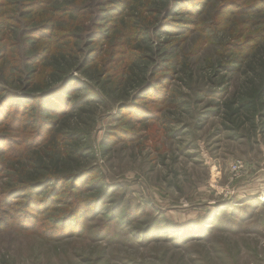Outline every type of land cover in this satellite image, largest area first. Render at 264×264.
Masks as SVG:
<instances>
[{
    "label": "rangeland",
    "instance_id": "rangeland-1",
    "mask_svg": "<svg viewBox=\"0 0 264 264\" xmlns=\"http://www.w3.org/2000/svg\"><path fill=\"white\" fill-rule=\"evenodd\" d=\"M256 1L205 0L199 11L200 25L186 36H163L158 21L164 16L152 21L153 46L159 43L167 48L175 43L172 56L177 58L176 68L163 78L164 100L158 102L152 93L153 99L142 101L157 119L145 116L141 122L124 125L116 115L128 100L117 103L112 93L84 112L74 110L57 119L62 129L88 132L90 149L73 164L91 173L80 187L66 183L57 188L53 201L57 210L32 211L41 224L38 230L17 226L14 217L31 194L15 190L8 168L13 152L19 150L26 156L34 148L35 112L30 104L18 116L17 109L4 110L1 120L9 122V127L0 125V134L8 139V148L0 150V221L6 224H0V264H264V109L252 126L243 118V110L237 117L238 128L223 117V103L257 84L264 70V39L257 40L264 36V3L258 4L257 12L238 11ZM10 2L0 0V62L13 66L25 61L20 36H32L27 28L33 23L28 19L36 12L19 14ZM230 4L233 9H228ZM91 23L90 16L83 24L88 28ZM224 46L248 51L230 52ZM183 60L188 68L182 67ZM153 68L149 66V73ZM71 74L81 79L78 70ZM195 88L203 96L200 100ZM125 126L133 137L120 133ZM19 154L14 153L16 160ZM104 187L112 190L101 203L102 209L83 220L79 236L48 238L45 230L53 218L71 212L74 201L88 202ZM41 194H32L34 202L43 198ZM115 204H120L119 210L110 220ZM220 209L228 214L233 209L239 212L224 228H214L201 239L190 241L187 231L180 243L174 239L182 232L174 237L168 231L146 242L134 237L153 219L169 222L166 228L172 230L194 225L201 218L211 226L219 220L208 218ZM109 220L112 225L107 228ZM105 228V235L98 239L97 233Z\"/></svg>",
    "mask_w": 264,
    "mask_h": 264
},
{
    "label": "trees",
    "instance_id": "trees-1",
    "mask_svg": "<svg viewBox=\"0 0 264 264\" xmlns=\"http://www.w3.org/2000/svg\"><path fill=\"white\" fill-rule=\"evenodd\" d=\"M203 1L205 0H163L157 4L152 0H53V3L51 0H11L10 4L19 14L25 15L33 10L36 12L35 17L31 15V19H28V23H33L27 28L32 36H20L25 49V61L19 65L12 64L13 66L0 62V70L3 66L0 82L4 85L0 84V125L9 127V122L1 120L4 110L7 113L9 109H17L15 115L18 116L30 104V110L35 112L32 123L36 125L37 131L30 154L22 156L19 150L13 152L14 158L8 166L11 169L10 180L17 188L15 190L23 193L22 195L31 194L28 195L26 204L20 205L24 206L22 212L14 217L18 221L17 226L38 230L41 224L33 212L57 210L53 204L58 195L55 193L57 188L66 183L71 188L80 187L85 176L91 173L73 164V161L90 149L88 132L62 129V121L57 122L58 118L74 110L84 112L91 103H99L111 93L117 95V103L128 100L119 106L116 115L124 125L141 122L145 116L158 118L146 109L142 101L153 99L152 93L159 99L158 102L164 100L166 86L163 85V78L168 77L167 71L176 68L177 58L172 56L175 43L167 48L159 43L158 47L153 46L152 21L164 16L158 21V29L160 28L163 36H186L192 32L193 27L200 25L198 16ZM259 3H264V0H257L255 4L244 8L239 7L238 11L257 12ZM232 7L230 4L228 9ZM90 16L92 23L87 28L83 23ZM259 38L264 39V36L257 37V40ZM235 47L237 46H224L230 52L244 49L248 51L247 48ZM79 55L80 58H77ZM185 62L183 60L182 67L188 68ZM226 65L229 63L226 62ZM149 66L154 67L150 73ZM74 70L79 71L81 79L71 77ZM34 77H38V80ZM158 84L162 89L157 87ZM131 93L135 95L132 100ZM194 95L199 100L203 97L197 88L194 89ZM263 98L264 70L260 72L257 84L246 88L242 94L232 95L223 103L224 119L238 128L240 122L237 117L243 110V118L252 126L254 118L262 115ZM124 115L129 117L124 118ZM166 120L168 119H164ZM12 121L13 117L10 123ZM45 133L49 135L45 136ZM120 133L128 139L133 137L127 126L122 127ZM7 141L6 135L0 134L1 151L8 148V145L5 146ZM112 143L114 142L110 141ZM14 153L19 154V160H16ZM110 190L112 189L109 187L102 188L86 203L74 201L71 212L52 219V225L45 230L48 238L79 236L85 227L83 220L102 209L101 203ZM41 192L43 198L34 202L32 194ZM119 206L120 204L112 206L110 220L117 215ZM237 212L238 209H233L228 214L220 209L214 214L215 218H208L209 221L219 220L211 226L203 224L201 218L194 225L187 224L175 230L166 228L169 222H156L153 219L144 229L135 232L134 237L146 242L158 239L161 234L168 235L167 232L171 231L174 232V237L182 232V235L173 238L177 243L185 240L187 235L191 237L190 241L201 239L207 237L214 228H224V223L230 221ZM111 222L107 224V228L112 225ZM0 224L6 227L2 221ZM106 230L105 228L102 233H97L96 237L102 238Z\"/></svg>",
    "mask_w": 264,
    "mask_h": 264
}]
</instances>
